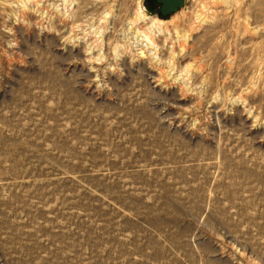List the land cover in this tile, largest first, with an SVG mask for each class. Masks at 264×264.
Returning a JSON list of instances; mask_svg holds the SVG:
<instances>
[{"label": "rangeland", "instance_id": "374dc122", "mask_svg": "<svg viewBox=\"0 0 264 264\" xmlns=\"http://www.w3.org/2000/svg\"><path fill=\"white\" fill-rule=\"evenodd\" d=\"M0 0V264H264V0Z\"/></svg>", "mask_w": 264, "mask_h": 264}, {"label": "water", "instance_id": "95a60500", "mask_svg": "<svg viewBox=\"0 0 264 264\" xmlns=\"http://www.w3.org/2000/svg\"><path fill=\"white\" fill-rule=\"evenodd\" d=\"M186 0H157L161 5L160 12L163 16H168L177 12L184 4Z\"/></svg>", "mask_w": 264, "mask_h": 264}]
</instances>
